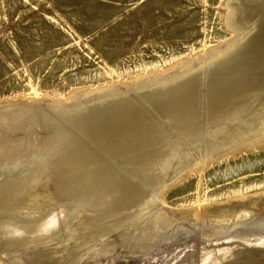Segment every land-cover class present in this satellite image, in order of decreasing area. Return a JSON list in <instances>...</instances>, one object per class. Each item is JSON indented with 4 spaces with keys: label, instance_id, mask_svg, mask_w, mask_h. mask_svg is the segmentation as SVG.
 <instances>
[{
    "label": "rangeland",
    "instance_id": "obj_1",
    "mask_svg": "<svg viewBox=\"0 0 264 264\" xmlns=\"http://www.w3.org/2000/svg\"><path fill=\"white\" fill-rule=\"evenodd\" d=\"M0 264H264V0H0Z\"/></svg>",
    "mask_w": 264,
    "mask_h": 264
},
{
    "label": "bare ground",
    "instance_id": "obj_2",
    "mask_svg": "<svg viewBox=\"0 0 264 264\" xmlns=\"http://www.w3.org/2000/svg\"><path fill=\"white\" fill-rule=\"evenodd\" d=\"M260 50H261V48H260ZM229 64L230 63L228 62L225 65V68H223L217 74V78L215 79V82H217V83L214 85V89H212V91L214 90L215 92L211 94L212 95L211 97L213 99H215V96L218 92H220L221 95L220 94L219 95L222 96L225 92H227V90L229 89V86H231V85L228 86V84H230L232 81L227 82L225 80L224 76L227 72H234V70L236 71L237 69L229 68ZM243 64H245V63H243ZM244 67L245 66L239 67V69L237 70L238 73L242 74V73H245L246 70L248 71V69L247 68L245 69ZM191 94H193V93H191ZM168 97H170V96H168ZM168 97H166V98H168ZM184 99H185V101H183ZM184 99L180 100V98H178V99H174V100H170V101L164 100V101H167V102H164V104L166 105L167 108H174L175 106H181L182 111H183V106H185V112L184 111L182 112V115H181L180 121H179L180 123H183L184 121H186L187 120L186 117L192 118L194 115V112H195L193 104L191 102H186V98H184ZM75 114H77V113H75ZM100 115H103V114H100ZM61 116L64 119H66L67 117L72 116V115L70 113H66V114H62ZM27 118L29 120H27ZM27 118H25L24 115H21V113H18V112H12V113L4 116V119H8L9 124L13 129L23 125L26 121H30L31 123H34L33 117L28 116ZM235 118H236V116H235ZM101 121L103 122V125L105 127H101V128L98 127L97 134L100 137L105 138V139L111 138V136H112V138H115L116 140H118L119 145L118 144L112 145L116 151H123L126 149H130L129 145L131 143L137 142L135 137H136L137 133L141 135V133H140L141 130L142 131L145 130L144 136L146 138L148 135L150 136L154 132L153 127L147 126V127L142 129L140 127V123L138 122L137 117H135L134 113L132 114L131 118H129L125 114L121 113V114L115 115L113 121H111V122H107L105 120H101ZM124 129H125V132H123ZM62 139L64 140V148L60 152V157H59L60 162L58 164H59V168L63 167L62 169L66 170V176L59 181V184L64 186V188L67 190L68 193L65 197H67L69 199L73 198L74 197L73 194H75V191H79V190H80L79 193L81 194V198L82 197H88L90 195V193L87 191L86 187L84 186V184H83L84 181L79 178V174H80L79 170H80V167L82 168L81 156L79 157L77 154H73L72 150L70 149L71 145H70L69 138L63 136ZM130 140H132V141H130ZM144 144H145V142H144ZM170 161L171 160L168 159L164 163V165L162 166V168H161L162 173L160 172L161 175L158 176V178H157L158 180L163 175H165L167 170H169L168 167L170 166ZM32 178H37V176H34ZM163 178H161V179H163ZM23 181H24L23 178L19 179L17 181V184H15L14 186L16 187V185L22 184ZM19 191L20 190H18V191L15 190L16 193ZM93 200L97 204L98 200L97 199H93Z\"/></svg>",
    "mask_w": 264,
    "mask_h": 264
}]
</instances>
